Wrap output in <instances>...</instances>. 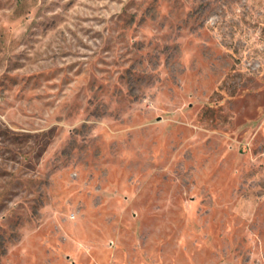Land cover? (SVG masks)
I'll return each instance as SVG.
<instances>
[{
	"label": "rangeland",
	"instance_id": "rangeland-1",
	"mask_svg": "<svg viewBox=\"0 0 264 264\" xmlns=\"http://www.w3.org/2000/svg\"><path fill=\"white\" fill-rule=\"evenodd\" d=\"M0 264H264V0H0Z\"/></svg>",
	"mask_w": 264,
	"mask_h": 264
}]
</instances>
